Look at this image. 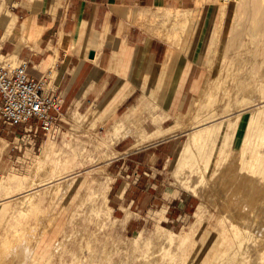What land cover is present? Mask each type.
<instances>
[{"label":"rangeland","instance_id":"rangeland-1","mask_svg":"<svg viewBox=\"0 0 264 264\" xmlns=\"http://www.w3.org/2000/svg\"><path fill=\"white\" fill-rule=\"evenodd\" d=\"M0 4L5 5L10 11L12 0H0ZM166 8L167 6L163 5L154 7V10L158 12L161 10L160 13L162 11L164 13ZM222 8L226 11L225 17L221 12ZM142 10L144 15L140 16L139 13ZM243 10V6L238 5V2L235 3L234 0H197L196 5L190 8V12L187 13L189 22L182 31L183 33L180 34L181 36L178 35L173 42L166 39V32H170L171 29L169 24L162 20H165L162 13L157 12L158 14L154 15L153 11H145V9L133 11V23L144 33L155 38L156 41H160L169 50L184 53L189 45L192 60H189L188 63L198 64L199 75L196 86L198 85L199 88L187 100L182 114L172 124H170L171 122L159 123L166 116L163 114L162 107L159 114L158 105L164 104L168 92L166 93L164 90L156 95V79H153L151 75L156 65H148L146 59L139 61L140 66L131 72L127 71L123 76L125 79L124 90L130 91L133 88L140 90L134 92L131 100L118 113L113 107L114 102L106 105L104 112L99 113L100 105H97L93 107L97 110L95 114L91 113V108L83 109L81 113L74 115L75 118L73 114L70 115L66 110H63L62 120L57 127L55 136L46 137L40 134L36 139L35 146L22 144L20 149L14 148V146L18 147L21 143L19 138L23 134V127H6L0 124V254L3 259V263L0 264H264V254L262 253L264 251L262 248L264 247V205L262 206L264 204V176L260 174L262 177L259 179L258 171H256L258 173L256 176L255 171H251L253 172L251 173L247 171L249 169L242 167L240 170L241 167H238L242 165V160L246 159L248 155V151L244 155L240 153L246 121L256 111V107H248L264 99L262 98L264 95L262 88L257 85L258 82L250 78L252 72L249 71L255 70V67L259 70L260 77L264 78V54L258 56L257 63L250 57L255 49L252 46L253 35L251 32V34L249 33L251 28L245 29V31L248 30L243 35L247 48L243 46L241 50L246 51L238 52L240 57L237 56L240 60L239 58L237 60L236 56L235 62L233 60L235 55L231 56V51L228 53L231 61L237 63L233 62L236 66L235 71L240 69L244 73V81L246 80L248 84L245 83L246 87H241V89L238 87L239 91L235 90V86L232 85L234 90L232 88L230 93L234 96L230 95L227 99L225 94L226 98L223 97L221 102H218L222 103V108L221 104L220 107L218 106V103L209 107V111L216 108L213 112H215L216 118H219L217 121H223L222 129L218 135L216 134L217 137L214 136L217 139H214V145H211L212 149L208 145L210 150L206 148L205 154L207 153V155L201 153L203 156L195 150L192 155L182 159L180 167H173L179 148L187 140L188 133L186 131L204 118V114H206V111L203 112L200 109V100L205 97L204 95L200 96V89L205 85L207 91L214 92L216 89L217 92L219 87H215L216 83L220 84L219 81L224 77L221 74L226 72L227 59L222 60L223 44L227 37L243 28L245 23ZM219 24L223 27L221 28ZM218 32L219 35H217ZM248 38H252L251 41ZM216 39L218 43L215 46L213 44L216 43H214ZM204 43L206 48L203 51ZM214 46L218 48H216V53L215 49L213 50ZM261 47L262 45L259 49L263 50L264 45L263 48ZM142 49L138 48L137 50ZM202 52L203 57L198 62L197 59ZM211 55L216 57L215 60L211 58L212 62H210ZM6 58L13 61L25 60L0 53V62ZM55 69V65L48 69L52 70L49 79L53 76ZM221 70H223L222 73ZM240 70L238 73L236 71L238 75ZM247 70H249L248 73H246ZM219 72L220 74H218ZM245 73L247 76L249 75V79H246ZM234 92L240 93L236 95ZM240 99L243 102H240ZM194 100H196L195 109L189 119V105ZM237 100L240 101L237 102ZM224 101H226L225 106ZM241 103L244 105H240ZM239 108L248 110L245 109L237 122H234L236 119L234 109L239 110ZM227 112H234V114L230 113L232 116L229 114V117ZM126 114L130 117L128 122L124 119ZM156 116L160 118L158 121H156ZM121 119L124 124L123 128L115 135H111L113 124ZM260 120L264 121V115L260 116ZM169 124L180 129L178 133L183 134L178 137L179 146L163 171L165 188L171 196H178L181 193L192 196L194 198L193 208L189 214L174 224L166 223L162 226L157 224L137 230L126 229L123 221L113 216L108 203L109 192L106 193L109 178L112 182L107 166L112 158V151L116 142L124 137L123 133L125 134L127 131H130L127 134L132 136V140L140 144L142 135L141 137L138 135L141 134L139 132L142 129L144 133H150L156 131V128L166 129L170 126ZM132 133L138 134L135 136L136 138ZM46 142L53 144V150L49 156H45L44 153L43 146ZM223 143L226 145L224 146ZM258 148L262 152L264 151V140L260 142ZM204 155L208 157H204ZM64 165L68 166L67 170H65L66 167L63 170L60 169ZM53 168H58L59 173L63 172L61 176L67 177L66 181L69 187L63 189L64 193L61 191L57 195H51L52 197L50 194L46 195L48 197H44L43 194L49 191V186H36L39 179L48 178L47 175L52 176L54 171L50 170ZM230 168H234V174ZM226 171L227 177H230V174L233 176L238 174L239 176H237L243 180L241 189L233 194L234 197L240 196L236 197L237 201L234 200V197L232 198V192L228 194L226 190L219 188V184L223 188L224 180L227 178ZM249 172L252 174L250 179L248 178V175H251ZM245 173L247 174L245 175ZM12 174H15L21 183L17 185L11 182L9 177ZM222 174L224 175L222 176ZM186 177L191 180V183H198L196 194L183 188L181 180ZM257 177L261 183H257ZM253 178L254 180H252ZM250 180L252 183L249 182ZM250 185L252 187H249ZM37 188L39 191L35 192ZM246 190L252 194L254 192L253 195H257L256 198L261 197L256 199L259 204L262 201L261 207L256 200L253 203L246 200L248 195ZM238 192L241 195L244 193L242 198ZM249 195L251 194L249 193ZM223 200H226L228 205ZM241 200L243 203L247 201L245 204H249V206L242 204ZM231 201H236V204ZM33 203L32 210L29 211L30 205ZM255 203L260 208L255 207ZM237 204H242L244 207ZM234 205L235 208H233ZM239 206L243 207V210ZM236 208H239V213L238 210H235ZM198 211H200V217L196 215ZM28 226L35 227V230L33 235H27L24 240L20 235L23 232L21 228ZM161 228L178 234L174 243L168 244L159 237L166 234ZM27 240L29 241L27 242ZM26 243L29 246L28 250L24 248Z\"/></svg>","mask_w":264,"mask_h":264},{"label":"crops","instance_id":"crops-1","mask_svg":"<svg viewBox=\"0 0 264 264\" xmlns=\"http://www.w3.org/2000/svg\"><path fill=\"white\" fill-rule=\"evenodd\" d=\"M196 2L67 0L63 4L62 0H12L9 12L14 21L11 32L0 26V53L27 60L28 73L34 78L55 65L46 89L57 96L60 111L70 115L90 108L95 114L93 107L97 105L98 112H104L112 102L115 112H120L140 90H124L123 76L146 59L148 65H156V95L168 92L164 104L158 105L159 114L162 107L166 116L159 123L172 124L195 92L198 64L176 60L171 70L161 74L169 48L133 23V11L163 5L190 9ZM157 117L156 121L160 119ZM182 134L138 146L131 135L116 142L107 164L112 178L108 203L126 229L174 224L192 210L194 198L183 193L171 196L163 177Z\"/></svg>","mask_w":264,"mask_h":264},{"label":"bare ground","instance_id":"bare-ground-1","mask_svg":"<svg viewBox=\"0 0 264 264\" xmlns=\"http://www.w3.org/2000/svg\"><path fill=\"white\" fill-rule=\"evenodd\" d=\"M224 1H227V0H224ZM234 2L235 3H237L238 2V5H242L243 6V8H244V10H243V15H245V23L243 24V28L242 29H240L239 31H237L236 33H234V34H231L229 37H227L226 39H225V42H224V44H223V51H222V60H225V59H227L226 61H227V66H226V72H224L223 74H221V76L222 75H224V77L222 78V80L221 81H219V79H218V81L220 82V84H217L216 83V85L217 86H215V87H219V88H217V92H216V89H214V92L213 91H211V90H209V88H208V90L209 91H207L206 89H205V85H203L202 86V88L200 89V96L201 95H204L205 97H203L204 98V100H200V106H201V108L200 109H202L203 110V112H205L206 111V114H204V118H202V119H200L196 124H194L193 126H191V128H189L186 132L188 133V137H187V140L185 141V142H183V144L181 145V147L179 148V150H178V152H177V156H176V159H175V161H174V166L173 167H180V163H182L181 161H182V159H184V157L185 156H189V155H192L193 153H194V151L195 150H197L200 154L201 153H204L205 154V151H207V150H205L206 148H208L209 146L208 145H210V147L209 148H211V145H214V139H217V138H214V136L217 134L218 135V133H219V131L222 129V127H223V121H217L219 118L217 117L216 118V114H215V112H213L216 108H214V109H210V111H209V107L211 108V107H213V106H215V105H217V103L218 102H221L220 100H222V98L223 97H225V94H226V97H227V99H228V97H230V95H232L231 93H230V91L232 90V88L234 87L235 88V90L236 89H238V87L241 89V87L243 88L244 86L246 87V85L248 84L247 82H246V80L244 81V73H242V71L240 70V69H237L236 71H237V73H238V70H240V74L238 75L237 73H236V71H235V64H237V63H235L236 61H235V58H236V56L238 55V52L240 53V51H242L241 49H243L242 47L243 46H246L247 44L244 42V32H246V31H248V30H246L245 31V29L246 28H251V30L253 31H249V33L251 32L252 33V35H253V37L252 36H250V37H252L254 40L252 41V46H254L255 47V49H254V52L253 53H251V59L255 62V63H257L256 61H258L257 60V58H258V56H260L261 54H264V49L263 50H260L259 49V47L262 45V47L261 48H263V45H264V0H234ZM247 6V7H246ZM157 7V6H156ZM142 9H145V11L146 10H148V11H153V13H155L154 15H157L158 13L159 14H163L162 16H164V18H165V20L164 19H162L163 21H166L168 24H169V28L171 29V31L170 32H166V39H168L169 41H174V39L179 35V36H181L180 34L181 33H183L182 31L184 30V28L186 27V25H187V23L189 22V15L187 14V13H189L190 12V9H179V8H170V7H167L166 9H165V11H164V13H163V11L160 13V11L158 12V11H155L154 10V7H150V8H142ZM158 9H160V8H158ZM157 9V10H158ZM158 12V13H157ZM221 12H222V14H223V16L225 17V10H224V8H222L221 9ZM0 14H1V21H0V26L4 29V30H6L7 31V33L8 32H11V25H12V22L14 21V18H13V16H11L12 14L8 11V9L6 8V6L5 5H3V4H0ZM139 15L141 16H143L144 15V12H143V10L139 13ZM159 16H161V15H159ZM159 16H157V17H159ZM161 16V17H162ZM222 16V17H223ZM160 17V18H161ZM163 18V17H162ZM220 21H222V20H220ZM223 22V21H222ZM221 24V23H220ZM220 24H219V26H220ZM222 25V24H221ZM221 27V26H220ZM223 27V26H222ZM221 27V28H222ZM165 30V29H164ZM220 30V29H219ZM160 31V30H159ZM222 31V30H221ZM229 32V31H228ZM160 33V32H159ZM158 33V34H159ZM165 33V32H164ZM250 33V34H251ZM228 34V33H227ZM159 35H161V34H159ZM217 35H219V32H218V34ZM6 37V36H5ZM4 37V38H5ZM192 37V36H191ZM179 38V37H178ZM220 38V36L218 37V39ZM246 38V37H245ZM251 38V39H252ZM180 39V38H179ZM193 39V38H192ZM249 39V38H248ZM251 39H249L250 41H251ZM245 40H247V39H245ZM191 41V40H190ZM217 41V39L214 41V43ZM220 41V40H219ZM248 42V41H247ZM217 43L218 42H216L215 44H213V45H217ZM214 46V47H215ZM250 46V45H249ZM213 47V50L215 51V53H216V48L217 47H215L214 48ZM191 47L188 45L187 46V48H186V50L184 51V53L183 52H181V51H174V50H169V52H168V55H167V60H166V62H165V64L161 67L162 69H161V74L162 73H164V71H169V70H171V68H172V65H174L173 63H174V61H176V60H179V61H184L185 59H188V60H192L191 58H192V56H191V53H189L190 51H189V49H190ZM205 48H206V46H205V43H204V46H203V51L205 50ZM245 48V47H244ZM246 48H247V46H246ZM245 48V49H246ZM218 49V48H217ZM221 50V49H220ZM248 50V49H247ZM232 52V54L230 53V55L231 56H234L233 57V60L235 61H231L232 59L231 58H229L230 56H228V53L229 52ZM244 51V50H243ZM242 51V53H244ZM218 52V51H217ZM221 52V51H220ZM213 53V52H212ZM211 53V54H212ZM242 53H241V55H242ZM214 54V53H213ZM213 55H211V57H210V60H211V58H214V57H212ZM239 56V55H238ZM237 56V60H238V58L240 57H238ZM203 57V52L202 53H200L199 54V57H198V62L200 61V59ZM204 57H205V55H204ZM216 59V57L214 58V60ZM209 60V61H210ZM219 60V59H218ZM239 60H240V58H239ZM221 61V60H220ZM226 61H225V65H226ZM210 62H212V60L210 61ZM214 62H216V61H214ZM222 62V61H221ZM221 62H220V64H221ZM238 62V61H237ZM202 63V62H201ZM218 63V62H217ZM216 63V64H217ZM224 63V62H223ZM215 64V63H214ZM219 64V65H220ZM203 65V64H202ZM204 65H205V63H204ZM208 65H210L211 66V64H209L208 63ZM224 65V66H225ZM238 65H239V63H238ZM184 66H185V64H184ZM207 66V65H206ZM221 66V65H220ZM250 66H252V65H250ZM255 66V65H254ZM254 66H253V68H254ZM217 67V66H216ZM224 68V67H223ZM223 68H221V69H223ZM239 68H240V65H239ZM256 69L254 70L253 69V71H249V70H247V72L246 73H248V71L249 72H252V74L250 75V76H252V77H250L251 78V80H253V81H255V82H258V86H260L261 88H262V93H264V78H262L263 76H261L260 77V74H259V70L257 69V67H255ZM208 70H209V66H208V68H207ZM217 69H219L220 70V68H217ZM249 69V68H248ZM250 69H251V67H250ZM216 70V69H215ZM210 71H211V69H210ZM222 71L223 70H221L220 72L222 73ZM220 72L218 73V74H220ZM244 72V71H243ZM245 73V76H247V74ZM217 74V77L219 76ZM243 74V75H242ZM152 77H153V79H156V67L154 68V70L152 71ZM215 74H213V76H214ZM241 75V76H240ZM262 75V74H261ZM211 76V75H210ZM216 76V75H215ZM237 76H240V77H237ZM249 76V75H248ZM248 76L246 77V79L248 78ZM181 77V76H180ZM260 77V78H259ZM151 78V77H150ZM206 78H207V76H206ZM216 78V77H215ZM214 78V79H215ZM152 79V78H151ZM224 79V80H223ZM243 79V80H242ZM249 79V78H248ZM147 80V79H146ZM211 80H213V79H211ZM217 81V80H216ZM243 81H244V83H243ZM248 81V80H247ZM250 81V80H249ZM143 82L145 83V81L143 80ZM214 82V84H215V80L213 81ZM143 83V84H144ZM245 83H247V84H245ZM250 83V82H249ZM209 84V83H208ZM207 84V85H208ZM211 85H212V87H211V89L213 88V84H212V81H211ZM232 85H234V86H232ZM229 86H231V87H229ZM207 87V86H206ZM208 87H210V86H208ZM198 88H199V86L197 85L196 87H195V90H198ZM234 88H233V90H234ZM237 91H239V89L237 90ZM240 91H242V90H240ZM236 92V91H235ZM234 92V93H235ZM160 93H162V92H160ZM238 93H240V92H238ZM238 93H235L236 95L238 94ZM223 94V95H222ZM227 95H229V96H227ZM235 95V96H236ZM232 96H234V94L232 95ZM225 97V98H226ZM241 98H243V97H241ZM262 98H264V95H263V97ZM239 99V98H238ZM241 100V101H240ZM240 100H237V102L238 101H240V102H243V100H244V98H243V100L242 99H240ZM183 101V100H182ZM172 102V101H171ZM187 102V100L184 102V104ZM225 102L226 101H224V106H225ZM239 102V103H240ZM183 103V102H182ZM227 103H228V101H227ZM221 104V108H222V103H220ZM219 103H218V106L220 105ZM243 103H241L240 105H242ZM247 104V103H246ZM245 104V105H246ZM248 104H249V102H248ZM196 105V100H194V101H191L190 102V105H189V111H188V118L190 119L191 117L190 116H192V111H194V109H195V106ZM227 106H228V104H226ZM240 105H238L237 104V106H240ZM244 105V104H243ZM251 105V104H250ZM218 106H217V109H218ZM236 106V109L238 108ZM247 106V105H246ZM256 107L255 109H256V111H255V113L254 114H251L249 117H248V119H247V121H246V126H245V132H244V135H243V137H242V139H241V146H242V151L240 152L242 155H244L245 154V152L246 151H248V155H247V157H246V159H244V160H242V165H240V166H238V167H241L240 168V170L242 169V167H243V169L244 168H246V169H249V170H247V171H258L259 172V179H261L260 177H262V176H264V151L262 152V150H260L259 148H258V145L260 144V142H262L263 140H264V121H262V120H260V116L261 115H264V99H262V101L261 102H258V103H253L251 106H249L248 108H250V107ZM220 107V106H219ZM241 108H242V106H240ZM245 107V106H244ZM224 108H226V107H224ZM207 109H208V111H207ZM236 109H234L235 110V114H236V121L234 120V122H237V120L240 118V115L242 114V112H244L245 111V109H247V108H244V109H241L240 110V108H239V110H236ZM212 110V111H211ZM234 110H231V111H234ZM248 110V109H247ZM91 113H93V111H91ZM228 113V112H227ZM231 113V112H230ZM230 113H228V115L230 114ZM75 114H78V113H74L73 114V116L75 115ZM94 114V113H93ZM231 114H234V112L233 113H231ZM230 114V115H231ZM225 115H227V114H225ZM224 115V116H225ZM230 115H229V117H230ZM232 116V115H231ZM228 117V118H229ZM74 118H75V116H74ZM227 118V117H226ZM227 118V119H228ZM124 119L128 122V120L130 119V117H129V115L128 114H126L125 116H124ZM75 122V121H74ZM238 124V123H237ZM123 121H122V119L121 120H117L114 124H113V127L111 128V135L113 134V135H115V133H118L122 128H123ZM233 125H235L234 123H233ZM236 127V126H235ZM234 127V128H235ZM126 129V128H125ZM160 129V128H159ZM158 129V130H159ZM236 129V128H235ZM153 131V132H150V133H144V130L142 129L141 130V132H139V133H141V134H136V135H138V136H140L141 137V135H142V138H141V141H140V145L141 144H144V143H149V142H151V141H153V140H156L157 138H165V137H169V136H174V135H176L177 133H178V131L180 130V129H178V128H176L175 126H173V125H170L168 128H166V129H164V130H161L160 129V131ZM57 131V129L55 130V132ZM130 131H127L125 134L123 133V136L125 137L126 136V134L127 133H129ZM223 133V132H222ZM133 135H134V137L136 136L135 135V133H132ZM128 135V134H127ZM217 135H216V137H217ZM53 136H55V135H53ZM138 136H137V139H138ZM136 138V137H135ZM140 139V138H139ZM51 141V140H50ZM138 141V140H137ZM139 142V141H138ZM139 145V143L138 144H136V146H138ZM219 145V144H218ZM223 145L225 146L226 144L225 143H223ZM43 146V145H42ZM208 146V147H207ZM215 147V146H214ZM43 148H44V153H45V156H49V153L53 150V144H52V142L51 143H44V146H43ZM208 148V149H209ZM212 149V148H211ZM210 150V149H209ZM204 151V152H203ZM213 151V150H212ZM209 153H211V151H209ZM208 153V154H209ZM211 154H213V152L211 153ZM202 155V154H201ZM205 155H207V153L205 154ZM204 155V157H208V156H205ZM203 156V155H202ZM209 159H211V157H209ZM208 159V160H209ZM207 160V161H208ZM66 165L68 164V161H67V163H65ZM71 165H72V163H70ZM55 167H60V166H55ZM64 167H66L65 168V170H67V167L68 166H63L62 168L60 167V169L61 170H63V168ZM50 169V168H49ZM59 169V170H60ZM227 169H229V168H227ZM231 169V168H230ZM237 169V168H236ZM239 169V168H238ZM251 169V170H250ZM233 172V174H234V168L233 169H231ZM51 172L52 171H54V173L52 174V176H50L49 177V175H47L48 176V178L46 179H39V181H38V183H37V186L36 187H40V186H43V185H47V186H49V191L48 192H44V197L46 196V195H48V194H50V197H52L51 195H57L59 192H65V190H63L64 188H67V187H69L68 186V182L66 181L67 179V177H65V175L64 176H61V173L63 174V172H61V173H59V171H58V168H53V170L51 169L50 170ZM239 171V170H238ZM51 172H50V175H51ZM228 172H230V171H228ZM241 172V171H240ZM242 172H245V171H243L242 170ZM249 172V174H251V173H253V172H251L250 173ZM224 173V172H223ZM236 173H237V170H236ZM248 173V172H247ZM247 173H245V175L247 174ZM225 174V173H224ZM224 174H222V176L224 175ZM243 174V173H242ZM256 174V176L258 175V173L256 172L255 173ZM260 174L262 175V176H260ZM231 176L229 177H227V171H226V180H224V185H223V188H221L222 187V185L220 186V184H219V188L220 189H224V190H226V192H228V194L229 193H231L232 192V198L235 196V195H233L234 193L236 194L237 193V190H239V189H241V187H242V182H243V180L241 179V178H239L238 176V174H236L235 176H233L232 174H230ZM238 175V176H237ZM255 175H254V177H256ZM251 178L252 177V174L249 176L248 175V178ZM258 177H257V179H258ZM18 177L14 174H12L10 177H9V180L11 181V182H13L14 184H17L18 185V183H21L20 182V180L19 179H17ZM249 178V179H250ZM225 179V178H224ZM256 179V178H255ZM257 179L255 180V181H257ZM258 179V181H257V183H261L260 182V180ZM223 180V179H222ZM252 180H254V178L252 179ZM263 180V179H262ZM198 181V180H197ZM199 181H201V180H199ZM221 182V181H220ZM244 182H245V180H244ZM250 183H252L251 182V180L249 181ZM254 182V181H253ZM222 183V182H221ZM255 183V182H254ZM256 183V184H257ZM110 184H111V179L109 178V181H108V183H107V186H106V193L109 191V189H110ZM181 184H182V186H183V188H185L186 190H188V191H190V192H193V194H196V192H197V190H196V188H197V186H198V183L197 182H193V183H191V180H189V178L188 177H186V178H184L183 180H181ZM245 185L247 184V183H244ZM255 184V185H256ZM259 185V184H258ZM258 185H257V187H258ZM248 186V185H247ZM244 187H246V186H244ZM249 187H252L251 185L249 186ZM260 187L262 188V185H260ZM264 187V186H263ZM253 188H256V187H253ZM261 188L259 189V190H261ZM219 189V190H220ZM248 189V188H247ZM250 189V188H249ZM48 190V189H47ZM250 190H252L253 191V189H250ZM255 190V189H254ZM39 191V189L37 188L36 189V191L35 192H38ZM244 191H245V189H244ZM248 190H246V194H248L247 195V199L246 200H249V203L251 202V203H253L254 202V200H256L257 198H256V196H254L253 194H254V192H253V194L249 191V192H247ZM221 192H222V190H221ZM224 192V191H223ZM258 192V191H257ZM264 192V191H263ZM241 193H242V191H241ZM249 193L251 194V195H249ZM224 194V193H223ZM223 194H222V197H223ZM238 194H240V192H238ZM237 194V195H238ZM255 194H257V193H255ZM241 195V194H240ZM243 195H244V193H243ZM243 195H241V198H242V196ZM259 195V194H258ZM225 196V195H224ZM230 196H231V194H230ZM30 198H31V196H29ZM46 197H48V196H46ZM228 197V196H227ZM237 197V196H236ZM236 197H234V200H236ZM238 197H240V196H238ZM237 197V198H238ZM30 198H29V200H30ZM243 198H245V197H243ZM261 198V197H260ZM260 198H258V199H260ZM224 199V198H223ZM226 199V198H225ZM231 199V198H230ZM106 200H107V198H106ZM233 200V199H232ZM240 200V198L238 199V201ZM245 200V199H244ZM224 201V200H223ZM237 201V200H236ZM236 201H234L235 202V204H236ZM257 201V200H256ZM264 201V200H263ZM227 202H229L228 200H227ZM231 202H233V201H231ZM233 202V203H234ZM240 202V201H239ZM241 202H242V204H244V205H248L249 206V204H245V203H247V201H245L244 203H243V200H241ZM258 202V203H257ZM256 203L258 204V205H260V207H261V204H262V201H261V204H259V201H257ZM32 203V202H31ZM224 203L226 204V200L224 201ZM233 203H232V205H233ZM238 203V202H237ZM255 203V204H256ZM264 203V202H263ZM231 204V203H230ZM242 204H237V205H242ZM254 205L255 207H259L258 205ZM33 205H34V203L32 204V205H30V209H29V211L30 210H32V207H33ZM226 205H228V204H226ZM236 205V206H237ZM244 205H242L243 207H244ZM252 205V206H253ZM264 204H262V206H263ZM233 207V206H232ZM242 207V208H243ZM251 207V206H250ZM259 207V208H260ZM108 208V207H107ZM233 208H235V205H234V207ZM239 208H241L240 206H239ZM238 208V209H239ZM241 208V209H242ZM249 208V207H248ZM264 208V207H263ZM109 209V208H108ZM237 208L235 209V210H238ZM252 209H253V207H252ZM254 209H256V208H254ZM243 210V209H242ZM241 210V211H242ZM240 211V212H241ZM249 211H251L250 209H249ZM238 213H239V210H238ZM240 214H242V213H240ZM196 215L197 216H199L200 217V211H198L197 213H196ZM239 218H241V217H239ZM243 218V217H242ZM241 218V219H242ZM244 219V218H243ZM163 231H165V233L166 234H162V235H160L159 237L164 241V242H167L168 244H172V243H174V240H175V237H177L178 236V234L177 233H175V232H172L171 230H167V229H164V228H161ZM34 230H35V227H25V228H21V231H23L20 235H22L23 237V239L24 240H26V236L27 235H33V232H34ZM237 231V230H236ZM185 238H186V236H185ZM29 240H27V242H28ZM28 243H26V245H25V249L26 250H28V248H29V246L27 245ZM262 248H264V247H262ZM25 252V251H24ZM263 254H264V251L262 252ZM1 256H2V254H0V263H3V259L1 258Z\"/></svg>","mask_w":264,"mask_h":264},{"label":"built area","instance_id":"built-area-1","mask_svg":"<svg viewBox=\"0 0 264 264\" xmlns=\"http://www.w3.org/2000/svg\"><path fill=\"white\" fill-rule=\"evenodd\" d=\"M28 64L9 58L0 62V124L23 127L21 143L14 146L17 149L22 144L35 146L40 134L53 136L62 120L57 96L46 89L52 70L34 78L28 73Z\"/></svg>","mask_w":264,"mask_h":264},{"label":"water","instance_id":"water-1","mask_svg":"<svg viewBox=\"0 0 264 264\" xmlns=\"http://www.w3.org/2000/svg\"><path fill=\"white\" fill-rule=\"evenodd\" d=\"M93 55H94V53L91 51V52L89 53V57L92 58Z\"/></svg>","mask_w":264,"mask_h":264}]
</instances>
